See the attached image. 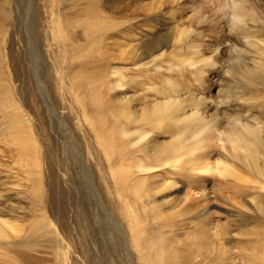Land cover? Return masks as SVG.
Listing matches in <instances>:
<instances>
[{
  "label": "rangeland",
  "instance_id": "1",
  "mask_svg": "<svg viewBox=\"0 0 264 264\" xmlns=\"http://www.w3.org/2000/svg\"><path fill=\"white\" fill-rule=\"evenodd\" d=\"M212 1L169 0L159 15L146 16L136 11L135 16L128 18L125 14L115 16L109 7H103L105 19L112 18L117 23L116 31L108 34L100 54L70 58L62 50V15H83L85 10L33 5L31 0L20 7L14 0H0V232L6 235L0 243L9 247L0 248V264H25V256L42 264H144L128 242L124 223L116 212L118 205L124 204L106 179L104 155L97 147H91L94 138L67 90L69 79L62 76L64 70L70 68L85 76L89 71L81 66L90 61L94 71L101 67L105 82L111 83V68L118 69L136 89L127 92L125 86L112 91L104 103L113 104L116 95L124 94L133 99V106L139 103L141 107L153 100V95L146 96L136 86L140 82L139 67L132 62L141 66L151 60L137 57L147 42L159 39L166 45L156 55L171 53L181 48L179 36L190 30L188 41H195L203 53L201 60H205L212 55V43L219 37L212 31L218 28L222 31L220 37L230 33V40H222L225 44L220 46L218 77L212 80L210 73L204 77L206 87L214 83L210 89L214 104L224 109L219 128L224 131L234 118L259 122L264 127L259 104L253 101L258 92L264 97V87L256 90L239 82L240 74L246 70L264 76V21L258 19L259 23L249 24L242 17L236 18L232 0H222L226 6L221 8L218 0L215 4ZM236 1L241 9L264 12V0ZM201 10L204 21L198 25L193 20ZM169 21L177 27L167 26ZM153 27L159 32L157 37L152 35ZM66 36L70 45L87 43L83 41L82 28L67 31ZM192 81L188 75L178 77L176 85H194ZM125 82L123 79L124 85ZM256 85L261 87L260 83ZM79 95L86 106L89 96L84 91ZM163 139L158 141H169V137ZM213 140L222 145L225 138L215 133L208 142ZM227 157L223 148L211 155L213 170L207 177L211 184H217L212 192L224 195L236 207L241 200L253 211L246 212L245 208L240 213L211 200L199 204L198 210L193 208L194 213L185 218L197 217L204 204L218 207L219 210L213 208L211 220L218 225L221 235L214 244L227 252L228 264H261L264 228L254 219L257 213L253 205L264 200L257 197L259 191L251 190L258 180L243 173L242 164L237 161L232 169L236 177L222 179L218 171ZM192 221L191 226L200 219ZM191 226L184 231L167 230L175 246L182 248L181 234L191 233ZM26 239L36 251L21 247V241ZM186 262L190 264L182 261Z\"/></svg>",
  "mask_w": 264,
  "mask_h": 264
},
{
  "label": "bare ground",
  "instance_id": "2",
  "mask_svg": "<svg viewBox=\"0 0 264 264\" xmlns=\"http://www.w3.org/2000/svg\"><path fill=\"white\" fill-rule=\"evenodd\" d=\"M216 1L213 0L212 4ZM14 2L17 6L24 7L28 0ZM31 2L33 5L36 3L45 7L62 6L63 9L68 8L67 10H85L83 15L77 13L62 15L65 19L62 21V50L70 58H79L86 53L100 54L102 43H105L108 34L116 31L118 27L114 19H105L103 7H109L115 16L125 14L128 18L135 16L136 11L151 16L159 15L169 0H31ZM222 2L218 0L219 8L223 6ZM232 3L236 9V18L242 17L249 24L259 23L258 19L264 21V12L241 9L236 0H232ZM208 7L211 8L212 5ZM203 13L202 10L199 11L193 22L202 24ZM166 24L172 28L177 27L172 21ZM80 28L84 34L82 39L87 43L68 44L66 32ZM262 28L264 33V27ZM150 30L152 35L157 37L158 30L155 27ZM221 32L218 28L213 29L212 33L219 37L212 43V55L205 60H201L203 53L195 41H188L190 30L179 36L181 48L178 51L160 55L156 53L166 45L159 39L151 40L146 35L147 40L151 41L147 42L145 50L137 54V57L143 59L149 57L151 60L141 66L137 61L132 62L134 66L139 67L140 82H137L136 86L141 88L146 96L153 95V100H147L141 107L139 103L133 106V99L124 94L116 95L113 104L104 103L112 91L124 89L125 86L127 92L136 89L118 69L111 68L114 78L111 83L105 82V72L100 69L101 67L94 71V65H91L90 61L81 66L89 71L85 76L77 74L70 68L62 73V76L69 79L67 90L73 96L78 112H82L81 118L88 128L89 135L94 138L91 147H97L105 157L103 165L108 170L106 179L114 185L120 196L119 202L122 201L124 204L118 205L116 212L124 223L128 242L138 252L139 261L144 264H152V261L156 264L187 263L182 261H190V264H228L227 252L222 248L218 249L214 244V240L221 235V231H217L218 225L211 220L215 207L204 204L197 217L185 218L186 214L194 213L193 208L196 207L198 210L199 204L211 200H218L240 213H244L245 208L246 212L253 211L241 200L236 202L239 206L236 207L227 201L224 195L212 192L217 184H211L207 175L213 170L209 161L216 150L223 148L228 156L224 161L226 164L218 171L220 177L222 179L227 176L236 177L237 174L232 169L236 168V161L241 163L243 173L258 180V184L251 190L259 191L260 196L257 197L264 200V127H261L258 121L252 123L234 118L227 128L221 131L219 126L224 109L216 106L210 95L214 83L206 87L205 75L210 73L213 80L220 74L217 56L220 46L225 44L222 40L226 38L230 40V33L220 37ZM102 57L104 58V55ZM187 75L192 77L194 85L177 86L178 77L183 78ZM240 76L239 82L247 88L256 87V90H259L264 87V76L258 75L255 71L246 70ZM123 79L127 82L125 85L122 83ZM257 83H260L261 87H258ZM81 91L89 96L86 106L79 95ZM253 96V101L258 103L261 109L260 119L264 121V97L259 92ZM215 133L224 136L225 141L222 145L216 140L208 142ZM168 137L169 141H158ZM99 162L100 159L97 163ZM178 184L182 185L178 187ZM253 208L257 213L255 221L264 228V203L256 202ZM215 209L219 210L218 207ZM194 219L200 221L191 226ZM4 224L8 225L5 221ZM190 226L194 229L191 233L181 234L184 236L182 248L175 246L167 230L180 228V231H184ZM261 234L264 244V230ZM94 236L98 240L96 233ZM5 237L3 232H0V238ZM20 244L23 248L36 251L33 246L30 247L27 239ZM7 247L8 244L0 243V248ZM24 258L28 260L25 264H42L33 261L29 256ZM261 264H264V261Z\"/></svg>",
  "mask_w": 264,
  "mask_h": 264
}]
</instances>
